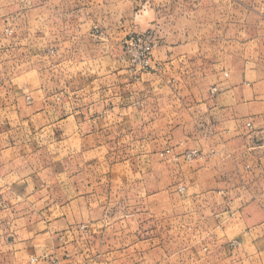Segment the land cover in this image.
I'll use <instances>...</instances> for the list:
<instances>
[{
  "label": "crops",
  "instance_id": "crops-1",
  "mask_svg": "<svg viewBox=\"0 0 264 264\" xmlns=\"http://www.w3.org/2000/svg\"><path fill=\"white\" fill-rule=\"evenodd\" d=\"M57 2L0 0V264H264V0Z\"/></svg>",
  "mask_w": 264,
  "mask_h": 264
},
{
  "label": "built area",
  "instance_id": "built-area-1",
  "mask_svg": "<svg viewBox=\"0 0 264 264\" xmlns=\"http://www.w3.org/2000/svg\"><path fill=\"white\" fill-rule=\"evenodd\" d=\"M156 47V39L152 32L140 35H128L123 41V53L128 58L132 71L145 73L152 67V51ZM201 153L196 151L187 153L186 161L201 158Z\"/></svg>",
  "mask_w": 264,
  "mask_h": 264
},
{
  "label": "rangeland",
  "instance_id": "rangeland-1",
  "mask_svg": "<svg viewBox=\"0 0 264 264\" xmlns=\"http://www.w3.org/2000/svg\"><path fill=\"white\" fill-rule=\"evenodd\" d=\"M36 1H38V0H36ZM47 2L48 1H50V2H56V1H58L57 3H64V5H65V7L64 8H66V9H70L71 7H72V5H73V0H46ZM45 0H44V2H46ZM135 12V11H134ZM152 32V30H148V31H144V32H130V33H128L122 40H121V42H119V43H116V44H113V50L115 51V52H117L119 55L120 54H122L124 51H123V41H124V39L128 36V35H140V34H143V33H146V32ZM153 33V32H152ZM154 34V33H153ZM154 38H155V35H154ZM154 50V49H153ZM153 52V51H152ZM123 55H124V53H123ZM130 141V144H132L133 143V147H135V141L134 140H129ZM172 148V147H171ZM171 148H168L169 150H166V153L168 154V153H170V149ZM193 151H195V150H187V151H185V153H183L182 155H181V157H183V159L186 161V159H185V156L187 155V153H190V152H193ZM196 152H198V153H200L199 151H196ZM111 158H113L114 160H116V158H114V157H108L107 159H105L106 160V163H108V162H110V159ZM197 159V158H196ZM174 160L175 161H177V158L176 157H174ZM194 160V159H193ZM193 160H191V161H193ZM190 161V162H191ZM99 162V161H98ZM186 162H188V161H186ZM148 174H151V173H146V172H144V176H143V173H142V176L143 177H145V183L148 185V186H150V182L148 181L149 180V177L150 176H147ZM97 175H98V177H100V175H102V176H104V179L105 178H107V175H109V173H106V172H97ZM130 178H131V176H130ZM100 191L101 192H103L104 191V188H102V189H100ZM148 226H151V224L150 225H148ZM178 257H180L179 255H178Z\"/></svg>",
  "mask_w": 264,
  "mask_h": 264
}]
</instances>
